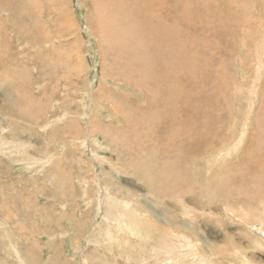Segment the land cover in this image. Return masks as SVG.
I'll return each instance as SVG.
<instances>
[{
    "label": "rangeland",
    "instance_id": "374dc122",
    "mask_svg": "<svg viewBox=\"0 0 264 264\" xmlns=\"http://www.w3.org/2000/svg\"><path fill=\"white\" fill-rule=\"evenodd\" d=\"M161 30L190 62L151 76ZM160 95L178 98L169 119ZM198 95L221 104L203 156L173 122ZM262 174L264 0H0V264H264Z\"/></svg>",
    "mask_w": 264,
    "mask_h": 264
},
{
    "label": "bare ground",
    "instance_id": "6f19581e",
    "mask_svg": "<svg viewBox=\"0 0 264 264\" xmlns=\"http://www.w3.org/2000/svg\"><path fill=\"white\" fill-rule=\"evenodd\" d=\"M143 2V1H142ZM136 3V2H135ZM125 4V3H124ZM139 5V3H138ZM141 5V4H140ZM137 7V5H136ZM145 7V6H144ZM143 10V9H142ZM160 10V9H159ZM122 11V9H121ZM152 11V10H151ZM146 12V10H145ZM155 13V12H154ZM127 14V13H126ZM153 14V12H152ZM154 15V14H153ZM159 15V14H158ZM147 16V15H146ZM145 16V17H146ZM149 17V16H148ZM160 17V15H159ZM162 17V16H161ZM160 17V18H161ZM131 18L133 19V16H131ZM145 19V18H144ZM163 19V18H162ZM145 21V20H144ZM150 24V23H149ZM152 25H154L153 23H151ZM132 26V25H131ZM151 27V26H150ZM154 27V26H153ZM165 27V26H164ZM125 28V27H124ZM130 28V27H129ZM167 28V27H166ZM168 29V28H167ZM166 29V31H168ZM128 30V29H127ZM173 31V30H172ZM162 32V30H161ZM160 31H154L152 32L153 34L149 35V41L152 43L153 48L151 47L150 50V54H152V52L155 54V59L152 60V66H150V73L152 71H154V73H151V76H155L156 73L158 74L159 72L161 73H165L166 69H163L158 67L159 64L164 63L167 64L165 67L167 68H174L176 67L177 63L180 62V59L184 62V66L187 65L188 62H190V58L188 57L187 54H183L181 55V57L177 56V54L183 52L184 53V42H181L180 38H175L173 35V37L168 34L166 32V34H164L163 32L161 33ZM171 32V31H170ZM174 33V32H173ZM137 37H139L137 35ZM181 37V36H179ZM143 38V37H142ZM139 37L138 42L142 39ZM125 40H127V38H124ZM176 41H175V40ZM156 50V51H155ZM143 52V51H142ZM139 53V54H138ZM137 55V60L139 62V65H143L144 63L143 61L146 59V56L149 55L147 53H141L138 52ZM153 54V55H154ZM194 55H192L193 57ZM199 56V55H198ZM180 58V59H177ZM149 59V56H148ZM181 61V62H182ZM142 66V67H143ZM189 66V65H188ZM149 66H147L148 68ZM194 67V66H192ZM141 68V67H139ZM180 69H182V66L180 65ZM179 69V70H180ZM162 70V71H161ZM171 71H168V74ZM171 74V73H170ZM172 75V74H171ZM258 75V74H257ZM169 76V75H168ZM172 77V76H171ZM170 79V78H169ZM259 81V80H258ZM161 83V81H159ZM176 82V81H175ZM160 86H163L162 84ZM167 85L165 86V90L164 93L165 94H169L167 93ZM253 87V86H252ZM213 92V91H212ZM257 96V95H256ZM161 97V105L162 108L164 110L167 111V118L169 119L173 113L177 114L176 111V102H177V97H175V95H160ZM252 97V96H251ZM193 100H196L194 98H192ZM191 101V99H189ZM253 100V99H252ZM254 101V100H253ZM197 104L195 105V109H193V114L191 117L186 119L185 113L183 114V117H181V121L182 123H180L179 118L176 120H173V122L178 123L176 126L177 129H180L181 132H179L180 136L179 138L183 141L184 146H186V149L188 150L187 153L189 152L190 154H201L203 156L205 149H200L199 148V143L200 140L204 137V129H207L209 131L213 130L212 126L214 125V117H213V112H217L220 108V98L219 95H205V97L203 98L201 95H198L197 100H196ZM227 102V101H224ZM151 104L156 105L155 107L158 108L159 107V103L157 100H155L154 98L151 99ZM250 105V104H249ZM252 107V105H250ZM203 107V108H202ZM212 110H211V109ZM210 111V114H207V112ZM248 110H246L247 112ZM153 113V112H152ZM155 115V114H154ZM252 115V114H251ZM150 116V115H149ZM153 116V115H151ZM158 117L163 118V115L160 116L158 115ZM248 118V117H247ZM161 122V126H163V128L165 127H169L167 125V121L165 120H160ZM147 125V124H146ZM247 126L243 127L242 133L241 135L237 137H235L232 142L230 143V147L219 154V156H215L213 158V162L211 164V167H215L217 165L218 162L224 163L227 162L230 158H233L235 154H238L245 146V144L247 143V138L249 135V130H250V121L246 124ZM169 128H172L171 126ZM157 130V129H156ZM214 131V130H213ZM160 132V131H159ZM161 133V132H160ZM163 134V133H162ZM160 135V134H159ZM260 136H263V134H260ZM209 137V135L207 136V138ZM215 150L208 152L206 154L210 155L212 153H214ZM254 154L253 156L258 155L256 152L252 153ZM91 155V154H90ZM205 155V154H204ZM207 155V156H208ZM190 156V155H189ZM156 161V160H155ZM160 161V160H159ZM198 161V160H197ZM220 165V163H218ZM161 165V164H160ZM167 165V164H166ZM155 166V165H154ZM164 166V165H163ZM174 167V166H173ZM151 168V167H150ZM153 168V167H152ZM191 168V167H190ZM145 169V168H144ZM148 168H146L147 170ZM154 169V168H153ZM189 169V168H188ZM156 170V169H155ZM170 171V170H169ZM185 171V170H183ZM181 170V175L186 176L187 173H189L190 171L187 170L186 173ZM148 172V171H147ZM146 172V173H147ZM167 172V171H166ZM180 173V171H179ZM154 174V173H153ZM162 174V175H161ZM164 173H158L157 177L153 176V179H157L159 181L164 180L165 176L167 175H163ZM171 175V174H170ZM264 175V174H262ZM151 176V175H150ZM164 176V177H162ZM227 178V177H226ZM149 179V178H148ZM171 179V187L172 189H175L176 187H181V189H183V185L182 183H180V179L178 177H174L173 175H171L170 177ZM149 179V183H150ZM166 183V182H165ZM220 183H222V181H220ZM151 184V183H150ZM233 184L232 180H227L226 182L223 183V187H228L229 185ZM234 185V184H233ZM165 186V185H164ZM166 187V186H165ZM168 187V186H167ZM187 187V186H186ZM154 188V186L152 187ZM158 188V187H157ZM222 188V187H221ZM103 191V190H101ZM170 189H160L158 191V194L161 192V195H166L167 192H170ZM155 192V191H154ZM157 192V190H156ZM160 195V194H159ZM166 197V196H165ZM100 198V197H99ZM103 199V196H101V200ZM99 200V199H98ZM100 202V200H99ZM101 206V205H100ZM129 206V205H128ZM127 204H121L115 200L112 199L111 195H109L108 192L105 191L104 193V202H103V209L105 210L104 216L106 221L107 220H113L116 221V223L119 226H123L124 225V218H125V212H123V209H128ZM105 207V208H104ZM121 210V211H120ZM131 213V212H130ZM132 217H134L133 213H131ZM133 219V218H132ZM136 222V221H135ZM120 223V224H119ZM127 223V221H126ZM107 224V223H106ZM136 228H134L135 231ZM133 232V231H132ZM136 232V231H135ZM137 233V232H136ZM263 235V233H262ZM108 238L111 237V233L110 231L108 232ZM173 251V250H172ZM171 252V250H170ZM175 253V252H174ZM178 253V252H177ZM181 253V252H180ZM197 253V251H196Z\"/></svg>",
    "mask_w": 264,
    "mask_h": 264
}]
</instances>
